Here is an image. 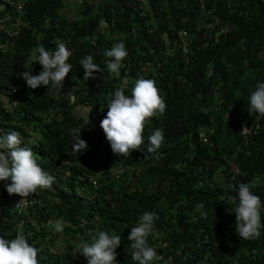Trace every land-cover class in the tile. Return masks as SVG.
Masks as SVG:
<instances>
[{"label": "trees", "instance_id": "obj_1", "mask_svg": "<svg viewBox=\"0 0 264 264\" xmlns=\"http://www.w3.org/2000/svg\"><path fill=\"white\" fill-rule=\"evenodd\" d=\"M67 1L0 0V136L18 131L21 146L32 148L55 177L51 189H38L20 212V196L6 191L11 181H0V236L24 235L38 249L39 264H87L76 246L104 231L121 237L116 264H134L128 236L147 211L159 217L148 237L163 257L157 264H264V228L259 239H241L232 212L242 182L255 181L252 191L264 204V116L248 112L251 92L264 82V2L247 0L233 10L206 0L222 18L207 39L205 26L192 37L200 17L196 2L152 0L154 13L133 34L134 0H85L74 18L65 17ZM182 27L191 33L185 55L177 49ZM64 38L72 68L62 87L29 88L21 73L42 71L36 47L54 51ZM121 41L128 55L117 77L107 70L105 52ZM88 55L102 72L86 81L79 62ZM141 77L155 80L167 107L147 123L143 152L117 156L100 122L122 83L127 80L130 96ZM155 129L163 130L164 141L147 153ZM80 130L87 149L73 154ZM231 163L239 169L235 175ZM60 218L68 226L57 233L49 222ZM61 244L71 250H56Z\"/></svg>", "mask_w": 264, "mask_h": 264}, {"label": "clouds", "instance_id": "obj_2", "mask_svg": "<svg viewBox=\"0 0 264 264\" xmlns=\"http://www.w3.org/2000/svg\"><path fill=\"white\" fill-rule=\"evenodd\" d=\"M38 53V55H36ZM35 63L42 66V71L37 75L32 74V69L21 73L22 78L31 89L40 86L47 88L51 84L54 89L63 85L65 78L71 72L72 65L68 63L71 51L63 41L56 44L54 51L46 50L43 45H38L33 53ZM123 41L111 47L105 52L110 58L106 62L110 74L119 77L122 61L127 57ZM84 71V80L95 79V72H102L94 58L88 55L79 62ZM127 80L114 92L112 99L107 104L106 116L101 120L102 128L112 152L117 156H130L132 150L144 151V131L149 120L155 116L164 114L166 103L156 86L155 80L138 78L131 88V95L125 94ZM249 114L264 116V82H258L255 90L251 92L248 103ZM80 132L74 134L72 144L73 154L87 149V143L80 139ZM2 133V132H1ZM164 133L162 129H155L147 138V153H154L162 146ZM22 145V138L18 131L12 130L0 136V181L10 180L6 186L9 195H18L21 203H26L30 195L35 194L38 189H51L55 177L46 172L38 163L36 153L32 148ZM177 164L176 166H178ZM252 183L242 182L238 186V203L235 207L236 232L239 238L244 240L259 239L264 224L261 222V212L264 208L260 196L254 194ZM19 197V198H20ZM24 208V207H23ZM203 203L196 205V210L206 219L207 213L202 211ZM159 217L155 212H144L138 219L136 226L131 227L128 240L131 241L130 248L133 250L131 258L134 264H157L163 257L157 254L155 248L149 246L148 237L153 231L154 221ZM57 233H62L67 222L62 218L49 222ZM158 235L156 234L155 237ZM206 235L203 237L206 239ZM202 241V243H203ZM121 244L120 235H109L100 231L91 235L89 242L81 241L77 246V253L84 256L87 264H116V249ZM157 244L167 247L168 242L162 238ZM200 244V243H199ZM202 245V244H201ZM181 256V251L177 252ZM38 249L18 233L14 239H6L0 236V264H39ZM172 260V256H167ZM174 264V263H173ZM195 264H208V260Z\"/></svg>", "mask_w": 264, "mask_h": 264}, {"label": "built area", "instance_id": "obj_3", "mask_svg": "<svg viewBox=\"0 0 264 264\" xmlns=\"http://www.w3.org/2000/svg\"><path fill=\"white\" fill-rule=\"evenodd\" d=\"M151 1L152 0H134L133 5H134L135 11L137 12V21H136V26L131 27V32L133 34L138 32L137 27H140L143 23L144 24L146 23L144 19L145 15L147 13H151V14L154 13L153 5ZM181 1H182L181 6H187L190 2H196L197 7H198L199 16H200L199 22L196 26V30L193 33L192 37L194 38L195 33L200 32L201 31L200 27H204V26H205V29L202 31V35L205 38L208 39V36H213V35L215 36L216 27L220 25V23L222 22V18L219 16L218 13H216L215 9L209 6L207 7L206 0H181ZM221 1L226 2L227 6L231 7L233 10H236V7L238 6H244L247 4V0H221ZM261 1L264 2V0H261ZM214 4L215 2L213 0L212 5ZM15 6L17 8L19 7L17 4H15ZM108 26H109L108 23L104 25V32L108 31L109 29ZM222 29L225 31L228 29V27L227 26L222 27L220 30L221 32L223 31ZM176 34L178 37L177 49H180V51L185 55L187 52L188 44L191 42L190 33L185 27H182L176 31ZM117 36L121 37L122 33H117ZM66 41H67L66 38H64L63 42L65 43ZM69 50L71 49L69 48ZM246 132H249V130L247 129V127H243L242 133H246ZM231 170L233 171V175L239 172V169L237 168V165L235 163H231ZM20 200H21V197L18 198L17 203ZM25 206H26V203H21L20 206L17 207L19 209V212Z\"/></svg>", "mask_w": 264, "mask_h": 264}, {"label": "crops", "instance_id": "obj_4", "mask_svg": "<svg viewBox=\"0 0 264 264\" xmlns=\"http://www.w3.org/2000/svg\"><path fill=\"white\" fill-rule=\"evenodd\" d=\"M83 1L85 0H68L67 4L68 7H66V15H70L71 13H75V11L79 10L82 6L81 4L83 3ZM91 1L92 3H98L101 2L103 0H88Z\"/></svg>", "mask_w": 264, "mask_h": 264}, {"label": "rangeland", "instance_id": "obj_5", "mask_svg": "<svg viewBox=\"0 0 264 264\" xmlns=\"http://www.w3.org/2000/svg\"><path fill=\"white\" fill-rule=\"evenodd\" d=\"M77 14H78L77 16H80L81 13H80V12H77ZM74 15H75L74 13H71V14L69 15L70 17H69L68 15H65V17H66V18H74ZM80 241H81V240H80ZM61 246H62V247H60V245H59V247L56 248V250L61 251V252H62V251L69 252V251L71 250V249L68 248V245H67V246H63V245L61 244ZM51 251H54V248H53V247H51Z\"/></svg>", "mask_w": 264, "mask_h": 264}, {"label": "bare ground", "instance_id": "obj_6", "mask_svg": "<svg viewBox=\"0 0 264 264\" xmlns=\"http://www.w3.org/2000/svg\"><path fill=\"white\" fill-rule=\"evenodd\" d=\"M224 2V1H223ZM166 5V4H165ZM148 18V17H147ZM191 34V33H190Z\"/></svg>", "mask_w": 264, "mask_h": 264}]
</instances>
